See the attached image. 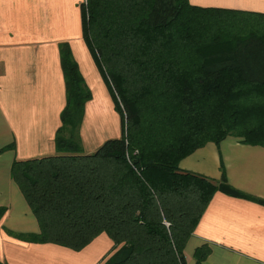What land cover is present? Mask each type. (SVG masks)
I'll use <instances>...</instances> for the list:
<instances>
[{"label": "trees", "instance_id": "trees-1", "mask_svg": "<svg viewBox=\"0 0 264 264\" xmlns=\"http://www.w3.org/2000/svg\"><path fill=\"white\" fill-rule=\"evenodd\" d=\"M80 9L121 137L83 153L91 94L59 45L66 103L56 155L11 167L39 225L17 238L78 251L104 233L113 247L101 264H187L185 246L214 193L248 197L224 176L214 183L179 170L180 161L227 137L264 147V14L188 0H86ZM194 256L200 264L207 251Z\"/></svg>", "mask_w": 264, "mask_h": 264}, {"label": "crops", "instance_id": "crops-1", "mask_svg": "<svg viewBox=\"0 0 264 264\" xmlns=\"http://www.w3.org/2000/svg\"><path fill=\"white\" fill-rule=\"evenodd\" d=\"M86 0H0V264H101L113 243L100 234L81 250L30 243L39 225L11 177L16 161L56 155L54 138L65 107L59 45L67 44L91 94L80 127L83 153L121 137V118L110 89L82 36ZM191 5L264 14V0H188ZM179 170L226 183L248 198L217 191L187 241V264H264V147L227 137L208 143Z\"/></svg>", "mask_w": 264, "mask_h": 264}, {"label": "built area", "instance_id": "built-area-1", "mask_svg": "<svg viewBox=\"0 0 264 264\" xmlns=\"http://www.w3.org/2000/svg\"><path fill=\"white\" fill-rule=\"evenodd\" d=\"M84 3H86V2H84Z\"/></svg>", "mask_w": 264, "mask_h": 264}]
</instances>
